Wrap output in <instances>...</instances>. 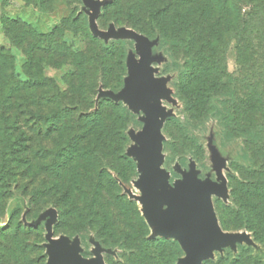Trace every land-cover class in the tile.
I'll use <instances>...</instances> for the list:
<instances>
[{
  "label": "trees",
  "instance_id": "16d2710c",
  "mask_svg": "<svg viewBox=\"0 0 264 264\" xmlns=\"http://www.w3.org/2000/svg\"><path fill=\"white\" fill-rule=\"evenodd\" d=\"M104 11L109 19L159 37L161 44L184 54L182 100L194 111L217 109L214 101L226 88L224 54L237 41L241 76L231 75L227 65L224 121L227 138L244 139L245 159L261 164L255 185L260 191L253 200L244 199L252 181L239 182L237 205L240 211L252 208L253 217L245 219L264 242V65L258 79L244 75L263 51L264 0H112ZM4 21L7 33L15 28L14 44L26 46L24 71L30 81L6 73L0 84V209L12 197L15 177L35 204L59 209L56 230L74 220L73 226L93 229L104 245L127 251V261L118 264H175L178 243L150 239L148 225L123 192L122 183L136 176L135 162L126 154L129 115L121 103L96 101L100 86L118 90L123 84L118 48L92 37L93 47L75 50L63 26L40 33L23 21ZM45 57L55 67L73 66L66 89L43 73ZM12 61L9 50L0 48V68ZM237 165L241 173L256 172L253 163ZM133 205L138 222L131 217ZM235 216L227 219V227ZM44 242L40 226L0 228V264H45Z\"/></svg>",
  "mask_w": 264,
  "mask_h": 264
},
{
  "label": "rangeland",
  "instance_id": "374dc122",
  "mask_svg": "<svg viewBox=\"0 0 264 264\" xmlns=\"http://www.w3.org/2000/svg\"><path fill=\"white\" fill-rule=\"evenodd\" d=\"M111 1L0 0V48L9 50L13 57L12 63L0 68V84L6 73L30 81L24 71L26 46L14 44L11 33L15 28L7 33L4 20L23 21L40 33L63 26L64 37L75 50L93 47L92 37L105 45L114 44L125 67L123 84L118 90L100 86L96 101L106 98L121 103L129 115L126 154L135 162L136 176L122 183V188L148 225L149 238L177 242L181 253L175 264H264V242L245 219L247 215L253 217L252 208L240 211L237 205L239 182L248 185L252 181L244 199L249 197L251 201L260 191L255 185L261 164L257 158L252 162L245 159L244 139L227 138L224 121L227 65L231 75L241 76L237 41L224 54L226 88L218 94L220 100L214 101L217 109L194 111L182 100L180 69L184 54L161 44L159 37H149L127 23L106 17L104 7ZM260 41L263 51L250 62L246 78L258 79L263 73L264 39ZM44 64L43 73L66 89V76L73 66L55 67L46 57ZM237 161L253 163L256 172H251L253 176L241 173ZM12 180V197L0 209V228L40 226L45 236V264H70L74 254L99 264L127 261V251L104 245L86 225L73 226L77 224L70 220L56 230L59 209L35 204L24 184L17 187L16 178ZM150 201L156 206L155 212L147 203ZM136 207L130 206V210L138 222ZM236 213L238 219L227 227V219H234ZM187 230L192 232L191 245ZM167 232L171 234L165 235Z\"/></svg>",
  "mask_w": 264,
  "mask_h": 264
},
{
  "label": "water",
  "instance_id": "95a60500",
  "mask_svg": "<svg viewBox=\"0 0 264 264\" xmlns=\"http://www.w3.org/2000/svg\"><path fill=\"white\" fill-rule=\"evenodd\" d=\"M156 197V193L153 194V199ZM146 203V202H145ZM151 208L153 209V211L155 212L156 210V206H154V204H152L153 202L150 201V202H147ZM146 203V204H147ZM187 236H188V239H189V243L191 245V237H192V232L190 230H187ZM171 233L167 232L165 233V235H170ZM71 258V257H70ZM70 264H99L97 261H92V262H88V261H85L83 259H81L80 257H78L77 255H72V259L71 261L69 262ZM193 264H197L196 262H194Z\"/></svg>",
  "mask_w": 264,
  "mask_h": 264
}]
</instances>
